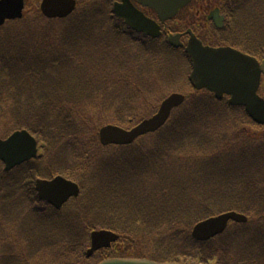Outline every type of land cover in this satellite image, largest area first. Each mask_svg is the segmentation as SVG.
<instances>
[{
    "label": "rangeland",
    "instance_id": "obj_1",
    "mask_svg": "<svg viewBox=\"0 0 264 264\" xmlns=\"http://www.w3.org/2000/svg\"><path fill=\"white\" fill-rule=\"evenodd\" d=\"M77 1L80 3L77 6L78 11L82 12L86 9V11L93 13L95 10L94 16L101 17V19L87 25L89 30L87 26H83L79 27L80 32L78 29L69 31L71 28H65L63 22L53 26L46 22L44 16H36L31 11L33 8L30 6L32 3L35 4L36 0H27L29 7L25 17L21 20H15L14 23L6 22L1 27L2 29L0 28V57L3 62H5L6 49L9 46L6 44L9 43V38L15 32L27 33L26 35H29L31 40L29 42L34 44L39 43L41 36L43 38L46 36L50 40V48L54 53L57 50H67L61 44L62 39L70 43L66 53L73 60L71 64L73 73L71 75L64 69L53 75L50 68L47 69L50 70L49 74L52 79L57 78L58 81L69 79L68 85L63 81L59 83L62 85L60 90L58 89L61 94L58 93L57 89L55 91L58 94L49 93L48 90L52 87L48 86L46 81L39 82V84L44 85L41 89L43 90V99L39 101L38 105L32 101L29 103L30 107L35 105L37 108L45 105L46 109H49L50 115L45 120V124H48L47 128L41 124L43 117L38 113L39 108L34 110L37 118L26 114L29 98L20 97L17 103L10 98L9 94L21 92L19 91L21 85L7 84L6 77L0 84V93L3 94L0 96V110L4 115V117H0V139L21 130L33 132L34 129H38L46 136L45 140H47L43 152H39V157L36 159V162L39 161V163L34 167L24 164L17 167L21 168L18 173L17 168L5 171L4 167L0 165V168L6 173V177L0 175V183L1 178H4L2 179L0 195L10 193L9 198L6 197L7 205L0 202V264H73L80 255L76 256L74 253V248L77 247L74 246L75 243L71 241L64 244L67 241L66 238L63 239L64 242H61L60 238L64 234L62 230L51 229L50 227L48 230L43 229L42 233L35 235L34 232L28 233L20 226L26 222V219H33V209L42 210L45 206V202L39 200L34 189L35 193L32 192L31 195L30 187H34V182L41 178L50 179L57 176L77 181L82 188V194L85 195V201L79 200L83 196L81 195L72 203H68L67 208L64 205L59 211L64 208L66 212L75 211L78 213V217L80 202L92 201L97 207H100L99 202H113L114 198L110 197L107 192L105 182L109 177L103 167L110 163L112 169L111 162L123 159L126 151L123 147L101 146L99 134L101 127L138 125L141 119L155 113L162 102L174 93H185L187 98L195 94V97L210 95L208 92L201 93L198 91L196 93L191 87L189 80L191 66L183 50H176L171 47L164 37L156 40L145 38L129 30L124 21L115 16V20L111 19V15L107 13L108 6L106 4L111 0ZM227 2L228 0L224 4ZM237 7L240 12L246 13L238 20L237 27L240 31L244 29L251 31L254 24L257 42L264 49V0H238ZM188 8L183 9L178 18L171 24L173 30L186 33L190 19ZM243 8L246 10H241ZM250 8L256 13L257 18L247 22V14L251 12L247 10ZM111 22H117L123 38L114 34L115 31L111 27ZM102 24L105 25L106 31L97 28ZM61 29H63L62 32ZM29 30L33 32L29 33ZM93 39L99 40L98 43L87 44ZM77 43H79V47H74V49H77L76 54L78 55H75L73 48L70 47L76 46ZM51 55L55 57L57 53ZM74 77H79V95L71 96L69 87L74 84ZM262 92L264 93V91ZM222 103V105H214L216 116H210L209 119L205 120V123L209 121L211 123L205 124L208 127L205 129L201 126L200 133L218 137L223 134L226 124L227 127H233L231 132L227 128L229 134L226 137V149L232 142H237L230 138L236 132L245 134V137L263 138L241 144L242 146L245 145L246 148L257 147V143H264V126L260 128L252 126L247 118H244L245 114L240 109L227 111L223 108L227 105L226 101ZM8 106H15L20 118L18 115L15 117L10 115L9 108H6ZM1 111L0 116L2 115ZM195 136L187 133L185 139H177L173 140L172 143H167L170 148L167 146L165 151L170 153L166 156L163 152L158 151L161 144L158 143L156 136L141 140L137 145L140 152L146 156V166L135 165L132 172L137 171L138 174L135 177L132 176L134 174H127L132 178L124 183L121 182L125 192L124 202H129L127 205L131 203L133 207L138 206L142 213H146L156 220L151 225L142 227V229L140 227H138L139 230L133 229L136 232V236L133 238L134 243L140 249L125 246L129 249V251L125 250L128 253L127 256L136 257L143 254L156 256L159 259L169 258V251L172 254L179 252L178 247L181 239L192 234L193 228L197 225L189 219L197 214L198 211L195 210L201 205H205L203 210L208 209V207L210 208L209 211L213 210L211 204L217 197L212 196L216 192V187L211 189L214 169L209 164L213 158L210 159L208 154L199 153L202 150L201 147L208 149L209 145L200 140L197 141ZM162 141L164 145L167 140ZM182 150L185 151L184 155L181 154ZM236 152L237 149L226 150V154L225 151H217L220 153L219 161L230 159V155H235ZM218 165L222 167L219 162ZM63 173H67V175L63 176ZM234 176L226 188L232 189L231 192H234L236 196H243L249 190L254 191L258 184L257 181L264 186L261 175L254 168L246 170L244 174L239 171L235 172ZM196 182L202 188L194 187ZM203 195L206 197L205 199H203ZM163 202L167 206L164 211L159 209ZM249 209L253 215L244 214L248 218L247 222L234 224L232 229H228L234 230L232 239H229L227 234L224 237L225 232L213 238L219 254V258L216 259L217 262L236 264L244 261L243 252L249 250L251 255L246 260L247 263L264 264L262 251L257 246L258 244H255L264 237V211L258 205H253ZM199 212L201 213L202 209ZM170 215H174L180 220L167 218ZM218 215L219 212L214 217ZM95 216L97 215L84 214L83 219L89 220ZM150 216L149 218H151ZM100 230L102 229H98V231ZM92 232L81 229L79 245L81 242L83 244L79 252H83V258L79 257V264H97L106 258L105 253H103L104 250L100 249L89 259L87 258V252L91 248L90 236ZM35 237L36 245L32 242ZM226 238V248L220 247ZM159 244L165 245L169 251L161 250ZM123 245V243H119L117 248L122 249L121 246ZM225 249L226 254L223 252ZM185 250L189 251L187 248ZM187 261L190 263L193 260L188 259ZM216 261L210 264H215Z\"/></svg>",
    "mask_w": 264,
    "mask_h": 264
},
{
    "label": "trees",
    "instance_id": "obj_2",
    "mask_svg": "<svg viewBox=\"0 0 264 264\" xmlns=\"http://www.w3.org/2000/svg\"><path fill=\"white\" fill-rule=\"evenodd\" d=\"M106 4L108 6L107 13L111 15L110 16L111 19L115 20L114 14L111 12L112 7L110 6V3H106ZM91 12H88L86 11V9H84L82 10V12L77 11L69 18H64L61 20L59 19L57 20L45 19V20L46 22L51 23L53 26L59 24V22L60 23L63 22L65 28H71V30L69 31H75L78 29L80 32L79 27L87 26L88 24L95 22L97 19H101V17L99 16H94L95 10H93V13ZM38 15L40 16L41 14L38 12L36 16ZM14 22L16 21H13V23ZM111 27L115 31L114 34H116L117 36H121L123 38L121 31H119V25L117 24V22H111ZM97 28H101L106 31L105 25L103 24L98 26ZM87 29L89 30L88 26ZM62 31L63 29H61V32ZM28 32L32 33L33 31L29 30ZM19 33L20 32H15V34L11 36L12 39L10 37L9 43L6 44L9 46L6 49L7 50L5 56L6 59H4L5 62H3V60L0 57V72H1L0 84L3 81L4 77H6L7 84L21 85V88L19 89V91L21 92L19 94H15V93L9 94L10 98L16 103L17 100L20 99V97L29 98L26 114L32 115L34 118H37L34 110L39 108L40 111L38 113L40 116L43 117L41 124H43L47 128L48 124L47 125L45 124V120L48 119L50 115V113L48 112L49 109H46L45 105H41L35 108V105H38L39 101L43 99V93H42L43 90L41 89H43L44 85L39 84V82L46 81L47 85L52 87L50 90H48V92L49 93L53 92L56 94L60 93L58 89L60 90V88L62 87V85H59L61 81H63L67 85L69 84V79H62L58 81L57 78L52 79V76L49 73L51 70L52 71L51 74L54 75L57 72L62 71L63 69L66 70L69 75L73 73V68L71 65L73 63V60L69 58V54L66 53L70 43L61 39V44H63L67 48V50H57L55 52L57 53V55L54 57V55H51L55 53L52 50V48H50L51 43L49 38H47L46 36H44L43 38V36H41L39 38V43L34 44L33 42H29L31 40L29 38L30 36L26 35L27 33L26 34L24 33L19 34ZM98 41L99 40L95 41V39H93L88 41L87 44H97ZM74 47H79V43H77L76 46L72 45L70 47L71 49L73 48L75 55H78L76 54L77 49H74ZM51 66H55V67H51ZM48 67L50 68V70H47ZM31 77L35 79H32ZM73 79L75 80L74 84H71V86L69 87L71 96H74L76 94L79 95V90H78L79 77L77 78L74 77ZM55 89H57L58 93L55 91ZM23 92H25L26 94H24ZM1 95L3 94L0 93V96ZM195 95L189 96L187 103L178 112L174 114L170 124L165 126L155 135L148 137V138H151L153 136L158 137L157 139L158 143L161 144L158 147V151L163 152L165 156L170 153L165 151L167 146L168 148H170L169 145H167V143H172L173 140H177V139L183 140L186 138L187 133H191V135H196L195 137L197 138V141L200 140L204 144L209 145L208 149H206L205 147L204 148L201 147L202 150L199 153L208 154L210 159L213 158L212 162L209 164L213 166L211 168L214 169V172L212 173L211 189L216 187V192L213 193L212 196L215 195L217 197H215L214 203L211 204L213 210L209 211L210 209L209 207L208 209L203 210V207L205 205H201L197 208V210H195L198 211L197 214L189 218L190 221H194L196 224H198L199 222H202L206 219L215 216L217 212H219V214H222L225 212L236 211L242 214L249 215L252 214L249 207L253 205L260 206L264 211V186L259 181L256 180L258 184L254 191L249 190L243 196H236L234 192H231L232 189L229 190L228 188H226L232 181V178L235 177L234 176L235 172L239 171L240 173L244 174L246 170H251V168L256 169L257 173L261 175L262 181H264V167H263L264 143H257L258 146L257 147L254 146L253 148H246L245 145L243 146L241 145L244 144V142H253L254 139L260 140L263 138L245 137L246 136L245 134H239L236 132L233 133L232 137L230 138L232 140H236L237 142H232L226 149L227 146L226 137L229 134V132H231V130L233 129L232 126L227 127L226 124L224 125V127L226 128L223 129V134H221L222 137L221 135H219L218 137H214L216 136L214 134H212L214 136H209L206 133H202V132L200 133L201 126L205 129L208 128L207 126H205V124L208 125L211 123V121L205 123V120L209 119L210 116L212 117L216 116V109L214 105H222L223 103L216 101L212 95H204L203 97L201 96L195 97ZM30 101L35 102L34 103L35 105L30 107L29 106ZM15 106H11V107L8 106L6 108H9L8 110L10 111V115H12L13 117L18 115V117L20 118L17 109L15 110ZM48 106L50 107L49 104ZM223 108L227 109V111L237 110L235 108L229 107L228 105H226V107L223 106ZM1 114L2 115L0 117L1 118L4 117L2 111ZM244 118H247V120L251 123V125L255 126V124L252 121H250V118L246 114ZM29 132L41 138L43 141H45L46 139V136H44L41 133V130L34 129L33 132L31 130H29ZM162 140L164 141L167 140L164 143V145ZM138 144L139 143L129 147H123L126 151L123 156L124 158L121 159L120 161L118 159L111 162L112 169L110 168V163L105 164L103 167L105 173L109 177L107 178L105 185L107 187L108 195L114 198L113 202H99L100 207H97L92 201L80 202L79 217H78V213H76L75 211L66 212V210H64L65 208L62 211H56L51 206L45 203V206L42 208V210H39L37 208L35 210L34 209L32 210L33 213L32 216L33 219H31L32 221L26 219V222L20 225L21 228L23 230L28 231V233L34 232L35 235L38 233H42L43 229L45 231L48 230L50 227L51 229L55 228L57 230H62L64 234L60 238L61 242H64L63 239L66 238L67 241H65L64 244H67L68 242L71 241L75 243L74 246L77 247L74 248V253L76 256L80 255L79 256L80 258H83V252H79V249L83 244L81 242L79 245V238L81 237L82 228L84 230H89L90 232L98 229H107L117 232L122 236L121 242L124 244L123 246H121L122 249L112 248L110 250H104L103 253H105L104 255H106V258L129 257L127 256L128 253L125 252V250L129 251V249L125 248V246L131 248L133 247V249L135 247V249L137 248L139 250L140 247L137 246L136 243H134L133 238H135L136 232L133 229L135 228V230H139L138 227L142 229V227H145L149 224L151 225L156 219H154L150 215H147L146 213H142V210H140L138 206L133 207L131 206V203L127 205L129 202H124L125 192L122 189L123 188L122 183H124L129 178H132L130 177V175L127 174H134L132 176L135 177L138 173L137 171H133L135 173L132 172V170H134L133 167L135 165L146 166L145 164L146 156L145 154L140 152V150L137 148ZM211 146L213 147L211 148ZM231 149H237L236 154L230 155L231 157L228 160L224 159L222 161L221 160L219 161L218 156L220 153H217V151H222V152L225 151L226 154V150L230 151ZM184 153L185 151L182 150L181 154L184 155ZM218 162L220 165H222V167L218 165ZM38 163L39 161L28 164L27 166L34 167ZM16 170L18 172L19 170H21V168H17ZM0 172H1L0 173L1 177H6V173L3 169H1ZM63 174L64 176L67 175V173H63ZM2 179L4 178H1L0 188H1V184L3 183ZM119 183L120 186H118ZM194 185H195L194 187L202 188V186L197 182L194 183ZM217 188H220V190H217ZM33 189L34 187H30L31 195L32 192L35 193ZM9 195L10 193L0 195V202H4L7 205L8 204L7 198H9ZM82 195L83 196H81L79 200L83 199L85 201L84 193ZM207 197L209 198L208 195ZM205 198L206 197L204 196L203 199ZM11 202H17V201H11ZM159 209H162L163 211L167 209V206L165 205L164 202L162 207ZM201 209L202 212L200 213L199 210ZM207 212L209 213L205 214ZM84 214H89V216L96 214L97 216L91 217L89 220H84L83 219ZM115 216H117L118 218H116ZM149 216L151 218H149ZM165 217H163V219H165ZM167 218H175V220H180L176 218V216L174 215H170ZM233 232L234 230L233 231L227 230V232H225L224 237H226L227 234L228 238L232 239ZM25 234L27 235L26 232ZM182 239L180 241V246L178 247L179 252H176V254H172L169 251V249L165 247V245L159 244L160 245L159 248H161V250L169 251L170 253L169 258L159 259L156 256L143 255V254L142 255L139 254V256L136 257L149 258L159 262H171V263H187L188 259H192L193 261H191V263H201V264H210L219 258V254L216 250V246L214 245L213 239L206 242H200L193 239L191 234H189L183 240ZM32 242L34 245L37 244L36 237ZM255 244H258L257 246L262 251V252L260 251L262 256H264V247H262L264 246V237L261 238L260 242H257ZM226 246H227V238L225 242L224 241L222 242L220 247L226 248ZM185 248L189 249V251H186ZM193 251H195V253H193ZM223 252L226 254V249ZM243 254H244V261H246L251 255L249 250H245ZM79 257H77L76 259L74 258L75 260L73 264H79ZM217 261L215 262V264H231L229 262H222V261L217 262ZM244 261L242 260L241 262H237L236 264H249L247 263V261L244 263Z\"/></svg>",
    "mask_w": 264,
    "mask_h": 264
},
{
    "label": "water",
    "instance_id": "obj_3",
    "mask_svg": "<svg viewBox=\"0 0 264 264\" xmlns=\"http://www.w3.org/2000/svg\"><path fill=\"white\" fill-rule=\"evenodd\" d=\"M123 5L115 6V13L132 29L144 33L146 36L158 37L159 27L138 12L127 0ZM143 6L156 10L162 21L174 17L190 0H136ZM22 0L0 1V26L6 20L22 17ZM42 12L48 18H65L75 9V2L71 0H47L43 3ZM171 44L180 47L178 38H172ZM186 52L191 56L193 72L190 81L196 90L206 89L213 93L217 100L224 96L230 97L229 104L234 107H243L247 114L257 124L264 125V99L258 95L261 76L264 74V63L244 56L231 49H209L201 46L195 40L190 41ZM185 98L173 94L166 99L159 113L152 119L144 121L132 131H125L118 127H105L100 132L101 142L104 145H128L137 138L156 132L169 118L171 111L180 106ZM37 148L35 140L27 131L16 132L7 141H0V160L7 170L18 166L25 161L36 157ZM36 189L41 200L48 202L55 209L60 210L71 198L80 193L79 187L62 178L54 180H38ZM230 221L237 223L247 222V217L235 212L226 213L211 218L195 226L193 237L199 241H207L222 234ZM119 236L109 231L94 232L91 235V249L87 252L90 257L101 248L109 247ZM99 264H177L158 263L148 259H107Z\"/></svg>",
    "mask_w": 264,
    "mask_h": 264
},
{
    "label": "flooded vegetation",
    "instance_id": "obj_4",
    "mask_svg": "<svg viewBox=\"0 0 264 264\" xmlns=\"http://www.w3.org/2000/svg\"><path fill=\"white\" fill-rule=\"evenodd\" d=\"M192 0L187 7L190 13L187 31L197 37L204 46L221 48L230 47L246 55L264 60V49L259 45L254 32L242 31L237 27L238 20L244 13L237 7L238 0ZM193 2V4H192ZM249 9V8H248ZM245 11L246 9H241ZM248 12L246 21L256 20L253 9ZM174 22V21H173ZM172 23H166L164 28L168 33H174ZM180 33V32H179ZM189 37V36H188ZM185 40L184 36L182 37Z\"/></svg>",
    "mask_w": 264,
    "mask_h": 264
}]
</instances>
